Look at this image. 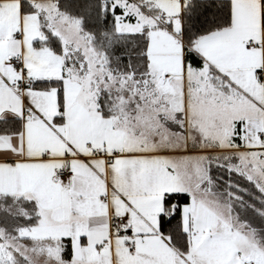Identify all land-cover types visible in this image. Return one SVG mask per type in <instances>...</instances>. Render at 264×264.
<instances>
[{
    "label": "snow or ice",
    "instance_id": "6c2138e0",
    "mask_svg": "<svg viewBox=\"0 0 264 264\" xmlns=\"http://www.w3.org/2000/svg\"><path fill=\"white\" fill-rule=\"evenodd\" d=\"M0 264H264V0H0Z\"/></svg>",
    "mask_w": 264,
    "mask_h": 264
}]
</instances>
